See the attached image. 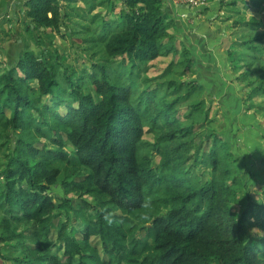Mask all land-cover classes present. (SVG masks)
Here are the masks:
<instances>
[{
	"label": "trees",
	"instance_id": "1",
	"mask_svg": "<svg viewBox=\"0 0 264 264\" xmlns=\"http://www.w3.org/2000/svg\"><path fill=\"white\" fill-rule=\"evenodd\" d=\"M62 1L28 0L25 16L37 29L61 33L70 19ZM108 1L100 4L110 3L117 18L96 14L85 28L91 34L98 25L89 41L102 47L104 64L61 71L25 51L17 68L0 70V245L20 253L12 259L19 264H264V237L254 244L249 237L254 226L264 233V206L255 223L253 204L242 214L232 210L239 203L234 155L205 127L204 87L182 79L195 65L192 52L184 47L162 82L143 78L152 62L177 53L166 0H119L120 9ZM241 25L247 36L238 45L247 54L238 80L249 88L244 101L261 99L264 112L263 23ZM41 142L55 149L39 150ZM210 142L204 157L212 177L201 184L186 165ZM58 185L66 199L50 194ZM70 195L80 200L76 208ZM71 213L81 227L69 230Z\"/></svg>",
	"mask_w": 264,
	"mask_h": 264
},
{
	"label": "rangeland",
	"instance_id": "2",
	"mask_svg": "<svg viewBox=\"0 0 264 264\" xmlns=\"http://www.w3.org/2000/svg\"><path fill=\"white\" fill-rule=\"evenodd\" d=\"M27 1L0 0V70L17 68L19 57L25 51L33 52L38 57L43 56L44 60L47 58L45 60L47 63H55L61 71L67 67L75 68L79 73L81 70L93 71L94 64L105 63L102 47L89 41V38L100 30L98 25L93 27L91 34L85 31V28H89L87 21L95 14V11H91L93 4L90 0L79 1L75 6L62 1L63 10L70 19L65 21L66 29H62L61 33L52 29L40 30L33 27L32 21L25 16L30 10L26 6ZM171 1L174 3L173 5L168 3L166 13L174 18L177 26L176 29L170 30L175 37L174 49L177 53L152 62L143 78L148 77L162 82L163 78H160L167 73L171 65L183 60L184 47L192 52L195 65L191 73L182 79L194 80L204 87L198 98L204 102L205 111L209 113L205 127L228 142L234 155L231 168L237 175L239 203L234 204L232 210L242 214L250 204H253L254 213H251L249 218L255 223L259 219L258 212L264 206V112L260 110L261 99L244 101L249 95V88L240 83L238 77L246 72L243 61L246 60L244 55L247 51L238 44L247 36V33L242 31L244 28L242 23L253 20L262 22L263 27L260 31L264 32V0H201L202 5L189 9L180 8L186 5L182 0ZM100 7L104 18L114 15L110 14V3L108 6ZM262 45L259 48H262ZM121 61L122 59H114L113 62L119 64ZM17 74L22 75L20 71H17ZM138 83L140 87L145 88L142 80ZM142 88L140 89L143 90ZM151 88L156 89L157 83L154 82ZM55 92L58 94L57 90ZM160 94L162 97L161 92ZM172 100L173 96H170L167 101ZM45 101L53 104L51 98ZM184 106L181 107L180 114L183 120L187 111ZM61 111H65L64 107H61ZM145 139L154 141L153 135L149 134ZM211 144V142L206 144L204 151L198 155L192 154L191 161L186 165V169L192 171L191 176L201 184H205L212 177V169L204 157ZM36 147L39 150L45 147L55 149L48 142H41ZM66 151L71 155L75 153L71 144L67 145ZM4 164L5 160L2 159L0 172L4 170ZM192 164L196 165L193 167ZM50 194L61 199L67 198L60 185L53 187ZM68 198L73 200L76 208L80 202L79 198L74 195ZM84 200L92 205L87 211L95 214V202L89 197H85ZM71 216L72 224L69 230L72 226L81 227L82 223L78 221L77 215L71 213ZM57 223L58 219L55 220V224ZM138 237L144 239L145 232L140 230ZM249 237L254 244L264 237V233L259 227L254 226L249 231ZM56 238L54 235L53 239ZM93 243L97 245L98 241L94 238ZM4 247L0 245V264H19L12 259L20 257L21 254L16 253L15 249H12L10 254ZM57 249L54 247L53 253L57 254ZM102 256L108 259L103 252Z\"/></svg>",
	"mask_w": 264,
	"mask_h": 264
},
{
	"label": "crops",
	"instance_id": "3",
	"mask_svg": "<svg viewBox=\"0 0 264 264\" xmlns=\"http://www.w3.org/2000/svg\"><path fill=\"white\" fill-rule=\"evenodd\" d=\"M79 1L80 2H83V0H73V2L71 3V5H77L78 3H79ZM91 2H92V4H93V6H91V11L93 10V11H95V14L94 15H96V13H97V10H98V13L97 14H101V15H104L103 14V12L101 11L102 10V8L100 7V3L103 1V0H90ZM114 2H116V5L119 7V9L122 7V4H121V2H119V0H113ZM182 1H184V3H186V5H184V6H180V8H187V9H189L190 7H193V6H191V5H189L188 4V2L186 1V0H182ZM166 2H167V5H168V3H170L171 5H173V3H174V1H171V0H166ZM176 2V1H175ZM15 6V5H14ZM87 7V6H86ZM112 14H115V15H110L108 18H106V19H116L117 18V16H116V14H118V13H112ZM170 16V15H169ZM172 18V17H171Z\"/></svg>",
	"mask_w": 264,
	"mask_h": 264
},
{
	"label": "built area",
	"instance_id": "4",
	"mask_svg": "<svg viewBox=\"0 0 264 264\" xmlns=\"http://www.w3.org/2000/svg\"><path fill=\"white\" fill-rule=\"evenodd\" d=\"M186 1H187L188 4L191 5V6H197V5H199V4L202 5V3H203L201 0H186Z\"/></svg>",
	"mask_w": 264,
	"mask_h": 264
}]
</instances>
